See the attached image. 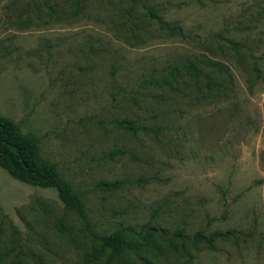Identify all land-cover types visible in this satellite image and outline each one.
<instances>
[{"label":"rangeland","instance_id":"1","mask_svg":"<svg viewBox=\"0 0 264 264\" xmlns=\"http://www.w3.org/2000/svg\"><path fill=\"white\" fill-rule=\"evenodd\" d=\"M0 116L87 209L0 168V264H264V0H0Z\"/></svg>","mask_w":264,"mask_h":264},{"label":"trees","instance_id":"2","mask_svg":"<svg viewBox=\"0 0 264 264\" xmlns=\"http://www.w3.org/2000/svg\"><path fill=\"white\" fill-rule=\"evenodd\" d=\"M147 14L151 19L156 20L161 30L171 35L184 36L181 27H171L165 21L158 19L152 11ZM134 123V121L124 120L119 123V126L129 131H136L137 128ZM0 167L13 178L25 184L56 189L67 210L79 215L81 218L86 217L87 209L82 197L74 191L70 183L61 177L53 163L41 158L37 141L24 134L13 120L4 116H0ZM102 185L106 188H118L121 183L103 182ZM130 232L137 235L133 231ZM158 236L157 229L150 228L143 238L145 241H152ZM230 236V233H225L206 237V235L199 232L195 234L193 243L196 247H198V244H203L210 249H215L214 242L216 239H227ZM99 240L100 245L95 248L94 254H108V259L115 260L116 264H151L138 262L132 257L134 245L128 240L125 230L114 231L109 235L100 237ZM178 241H181L183 246L187 244L183 231L175 233L172 238L167 240V243L171 248H175ZM11 264L20 263L14 261Z\"/></svg>","mask_w":264,"mask_h":264},{"label":"crops","instance_id":"3","mask_svg":"<svg viewBox=\"0 0 264 264\" xmlns=\"http://www.w3.org/2000/svg\"><path fill=\"white\" fill-rule=\"evenodd\" d=\"M1 168V167H0ZM4 170V169H3Z\"/></svg>","mask_w":264,"mask_h":264}]
</instances>
